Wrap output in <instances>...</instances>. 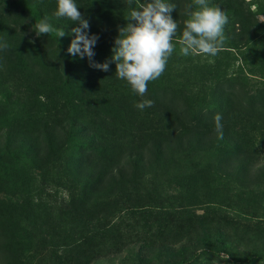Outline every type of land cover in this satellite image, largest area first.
Instances as JSON below:
<instances>
[{
	"label": "trees",
	"instance_id": "trees-1",
	"mask_svg": "<svg viewBox=\"0 0 264 264\" xmlns=\"http://www.w3.org/2000/svg\"><path fill=\"white\" fill-rule=\"evenodd\" d=\"M145 2L134 0L129 6L125 0H76L78 11L89 21V34L99 37L93 61L107 62L108 71H103L68 64L67 54L73 56L67 49L75 35L70 29L79 25L54 15L57 0H0V43L8 44L0 49V87L6 98L16 94L14 105L22 113L21 120L30 122L35 134L45 133L52 139L59 133L73 134L81 139L48 140L54 179H59L61 170L72 178L67 187L78 186L81 194L98 190L95 202L106 197L115 205L125 201L149 208L155 219L172 215L173 203H177L175 209L190 208L179 218L187 224V232L175 240L178 246L171 255L156 262L188 264L203 251L216 254L227 241L221 235L193 238L195 228L190 226L217 215L212 206H232L233 200L239 204L242 193L252 194L258 182L256 161L264 155L260 146L264 140V15L259 20L246 0H208L227 16L224 43L215 56L190 54L194 58L182 59L178 41L188 18L186 6L192 5L191 10L197 6L193 0H166L175 5L170 12L178 25L174 51L163 74L149 82L141 97L117 77L112 49L119 29L135 23L126 19L130 10ZM44 18L66 35L61 40L55 33L37 36L35 25ZM256 43L260 50L255 55L250 48ZM50 53L67 63L62 70L55 62L49 69L36 68ZM249 54L254 56L250 59ZM79 60L89 61L87 57ZM144 99L154 104L140 110L136 104ZM216 114L222 116V136L215 126ZM9 147L8 140L0 145V168L10 157ZM159 176L168 177L156 181ZM119 178L121 186L129 187L123 198L111 195L120 193L115 190L120 187ZM170 179L174 193L166 189ZM137 180L146 190L138 191ZM201 206L204 210L196 213ZM164 227L158 226L160 233ZM263 261L264 252L231 259L233 264Z\"/></svg>",
	"mask_w": 264,
	"mask_h": 264
},
{
	"label": "rangeland",
	"instance_id": "rangeland-1",
	"mask_svg": "<svg viewBox=\"0 0 264 264\" xmlns=\"http://www.w3.org/2000/svg\"><path fill=\"white\" fill-rule=\"evenodd\" d=\"M246 1L261 20L264 0ZM262 40L264 42V36ZM52 45L57 48L59 44L54 40ZM178 49L180 51V47ZM259 50L258 43L250 48L255 55ZM254 54H249L250 59ZM67 56L68 64L74 68L90 66L89 61H81L78 56ZM193 56L182 55V59ZM58 58L51 53L43 56L36 68L49 69L51 62H55L62 70L67 63ZM4 83L7 85L8 81ZM9 90L12 92L11 87ZM2 91L0 87V145L8 140L10 157L0 168V264H134L139 259L142 264H156L159 258L173 253L178 246L176 242L187 232V224L179 218L192 211L190 208L175 209L177 203H173L169 206L172 215L155 219L147 212L149 208L140 209L125 201L115 205L106 197L103 202H95L98 190L81 194L78 186L67 187L68 178H72L70 175L67 178L61 170L57 172L59 179H54L48 140L81 139L73 134L59 133L54 139L45 133L35 134L32 124L21 120L22 113L14 105L16 94L6 98ZM260 146L264 153V140ZM256 168L258 182L252 194L242 193L239 204L233 200L232 206H212V212L217 215L207 223L190 226L195 228L193 238L221 235L227 241L219 246L216 254L203 251L188 264H233L232 258L264 252V155L258 156ZM167 177L159 176L156 181ZM140 180L135 187L138 191L146 190ZM117 182L120 187L115 190L120 193L114 191L111 195L123 198L129 187L121 186V178ZM166 183V189L174 193L172 179ZM71 199L75 201H69ZM14 200L18 204L13 203ZM202 210L203 206L195 212ZM163 224L165 227L160 233L158 226ZM255 264H264V261Z\"/></svg>",
	"mask_w": 264,
	"mask_h": 264
},
{
	"label": "clouds",
	"instance_id": "clouds-1",
	"mask_svg": "<svg viewBox=\"0 0 264 264\" xmlns=\"http://www.w3.org/2000/svg\"><path fill=\"white\" fill-rule=\"evenodd\" d=\"M134 0H125L129 6ZM197 7L186 6L187 19L178 43L180 52L184 56L190 54H204L215 56L224 43V26L227 16L224 11L215 5H209L208 0H193ZM175 8L174 4L166 0H146L138 8H132L126 19L135 21L127 23L119 29L115 39L112 59L115 63V73L119 79L125 80L131 90L143 97L148 91V84L158 79L165 71L169 57L173 54V38L177 33L178 25L170 15ZM57 18H67L71 22H78L79 26L72 27L74 33L67 52L73 57L88 58L90 66L108 71L109 64L95 63L94 47L98 41L96 34H89V21L78 11L76 0H57V9L54 13ZM36 35L55 33L57 37L66 35L63 28H54L46 18L35 25ZM6 42L0 43V49H7ZM154 102L144 99L136 104L140 110L152 107ZM222 116H214L215 126L222 136ZM259 146V145H258ZM227 259V256H225Z\"/></svg>",
	"mask_w": 264,
	"mask_h": 264
}]
</instances>
